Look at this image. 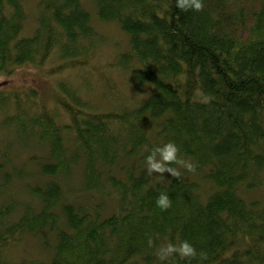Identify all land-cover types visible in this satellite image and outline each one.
Masks as SVG:
<instances>
[{
	"label": "trees",
	"instance_id": "1",
	"mask_svg": "<svg viewBox=\"0 0 264 264\" xmlns=\"http://www.w3.org/2000/svg\"><path fill=\"white\" fill-rule=\"evenodd\" d=\"M93 1L96 18L128 36L127 49L114 44L104 61V35L81 0H37L35 27L25 35L23 1L0 0V74L31 63L55 84L48 98L0 86V109H12L1 134L23 154L32 145L25 161L38 166L31 173L16 163L13 178L3 172L0 193L21 180L30 200L6 195L0 203V264H188L155 255L185 240L207 254L191 264H264V199L241 193L263 183L264 0H203L200 11H181L177 0ZM101 78L103 85L92 81ZM119 84L130 89L131 105L118 103ZM99 90L109 103L88 98ZM170 141L178 158L196 164L199 181L176 164L179 179L147 176L146 156ZM7 149L0 146L1 160L12 159ZM78 167L90 197L117 196L108 215L103 200L88 209L60 199L56 175ZM161 193L171 200L166 211L155 203ZM34 231L44 233L40 244L50 254L7 261L5 253Z\"/></svg>",
	"mask_w": 264,
	"mask_h": 264
},
{
	"label": "rangeland",
	"instance_id": "2",
	"mask_svg": "<svg viewBox=\"0 0 264 264\" xmlns=\"http://www.w3.org/2000/svg\"><path fill=\"white\" fill-rule=\"evenodd\" d=\"M23 1V5H24V11H25V18L22 22L23 25V30L22 33H24V31H26V33H30L34 27H35V18H36V14H37V0H22ZM82 2V6L89 11L92 20L94 22V24L100 29V31L103 33L104 35V44L101 46V54L99 55L100 61H104V60H108L111 58V56L113 54H115V52L117 51L115 49L114 44H116L118 46V48H120L121 50L127 49L128 47V41H127V35L125 33H123L120 28L118 27V25L115 22H104L101 20H98L96 17V6L93 0H81ZM91 66V65H90ZM3 74V73H2ZM78 75V74H77ZM82 75H84L83 73H81L80 78L82 77ZM5 77L3 80H0L2 82H0L1 84H4L5 86H9L11 88H35L38 90V92L43 95L45 98H48L54 90V76H49L44 72V69L38 65L35 64H31V63H24L21 64V66L16 67V69L8 75H0ZM85 78V77H84ZM87 78V77H86ZM121 79H119V83H121ZM119 87L123 88L125 90L124 92V98L118 100L121 105H131L133 103L132 99L129 98V95L131 94L130 89L127 88L125 86V84H123V86H121V84H119ZM145 91V90H143ZM143 94V93H142ZM89 99L95 101L98 103V105L101 104H105V103H109V99L107 97H104L102 95L101 90L96 91L94 93H92L91 96L88 97ZM135 98H139L138 96H136ZM47 100V104L48 106L51 108L53 106V100L51 99H46ZM65 117L60 118L61 122H65ZM1 130V129H0ZM2 134L5 133V131H0ZM9 137H11V135H9ZM33 148L32 145L26 146L23 148V150H29ZM38 152L37 153H41V151L39 149H37ZM27 152V153H28ZM31 152V151H30ZM36 152V151H34ZM16 153L15 147L13 145V151L11 152V154L9 155L12 159L10 160H1L0 159V183L3 182V172L6 171L8 169V173L10 176V178L14 177V171L13 168L14 166H16L17 164H22L27 158L28 155L25 152L22 155H17L14 156ZM13 155V156H12ZM191 159V158H190ZM27 170L30 171L32 173V171L37 172L38 170V166L33 165L31 163L27 164ZM178 169L180 170V168L178 167ZM81 168L78 167L77 170H75L73 173L70 171H62L59 172L60 174H57V181H59L60 183H62L63 188H62V194L60 195V199L64 200H72V201H81L84 205H88V209L91 208L92 203L94 202H98L100 200L102 201V208H101V214L102 216H105L106 214L108 215V213H110L113 209L112 207L114 206V208L116 207V200L115 197H113L112 195L110 196H104V198H101L100 196H98L97 194H95L94 196L90 197V192H85L81 190ZM196 173V174H195ZM195 173L193 172H189L187 174L190 175V179H196L197 181H199V174L201 172H199V169L195 170ZM198 173V174H197ZM202 174V173H201ZM168 173H164V176H161L160 174H156L153 173L150 176L151 180H159V181H167L169 176ZM33 179V178H32ZM30 179V180H32ZM29 180V181H30ZM262 180L263 183L261 186L253 189V190H243L241 193L242 195L246 198V199H264V173L262 174ZM21 180H18L17 183L15 180H13L8 186H6L5 188L2 189V192L0 193V199L3 198V200H0V203L2 202L5 205L4 200L6 198V195H8L10 198L14 200V196H16V199H18L17 196H19L20 198H24L26 201L30 200V196L27 192V186H24V184L22 182H20ZM25 181V180H22ZM26 182V181H25ZM204 183V182H203ZM208 183L206 182L204 184V188L203 191L205 192V190L208 188ZM202 191V193H203ZM14 195V196H13ZM107 195V194H106ZM24 205V204H23ZM9 206V205H7ZM6 206V207H7ZM21 205H17L16 207L14 206L12 211H14V209H18L20 208ZM59 209V207H58ZM11 212V211H10ZM38 231V230H37ZM44 231V230H43ZM46 232V231H45ZM25 236L24 239L21 241V243L16 245V258H31V259H36L37 257H40V255H49L50 253H46L45 250L41 247L40 244V239H43L45 237H43V232L42 233H36V231L34 232H25ZM49 240L52 241L53 236L47 235ZM19 251V253L17 254V252ZM49 252V251H48Z\"/></svg>",
	"mask_w": 264,
	"mask_h": 264
},
{
	"label": "clouds",
	"instance_id": "3",
	"mask_svg": "<svg viewBox=\"0 0 264 264\" xmlns=\"http://www.w3.org/2000/svg\"><path fill=\"white\" fill-rule=\"evenodd\" d=\"M176 6L181 11H187L189 9L200 11L203 8V0H177ZM4 78L0 76V80ZM178 152L179 148L171 141L152 149L150 154L145 158L147 174L151 176L153 173H156L164 176V173H168L171 177L179 179L181 171L176 167H171L173 164L179 165L180 168L185 169L187 172H195L196 164L191 160L178 158ZM155 203L162 211H166L171 207V200L165 193H161L156 198ZM155 255L161 262L167 261L174 256L179 257L180 260L188 261V264H191V261L197 257H199L200 261L207 259L206 253H197L194 246L186 240L178 244L168 243L160 247Z\"/></svg>",
	"mask_w": 264,
	"mask_h": 264
},
{
	"label": "bare ground",
	"instance_id": "4",
	"mask_svg": "<svg viewBox=\"0 0 264 264\" xmlns=\"http://www.w3.org/2000/svg\"><path fill=\"white\" fill-rule=\"evenodd\" d=\"M25 34H27L26 33V31H24V33H23V35H25ZM54 61V57L53 58H50V60H48L47 62H48V65L49 64H51L52 62ZM53 64V63H52ZM16 67V66H15ZM43 68V67H42ZM50 68H53V67H50ZM16 69V68H15ZM14 69V70H15ZM44 69V68H43ZM13 70V71H14ZM12 71V72H13ZM12 72H10V73H8V74H11ZM62 72H64V73H67L68 72V70H64V71H60L59 73H62ZM8 74H0V75H8ZM61 75H59L58 74V77L61 79L62 77H60ZM93 82H94V84L96 83V84H105L106 82H107V79L106 78H101V80H99V81H94V79L92 80ZM73 84L75 85L76 83H74L73 82ZM1 86V85H0ZM4 88L5 89H7V90H18V89H21V88H11V87H9V86H5L4 85ZM26 88H23V89H21V90H25ZM81 92H86V90L84 89V88H81ZM40 94V93H39ZM41 95V94H40ZM42 96V95H41ZM87 107H89V104L87 103V105L85 106V108H87ZM11 113H12V109L10 108V107H4L3 109H0V120H2V119H6V120H8L9 119V117H10V115H11ZM60 116L58 115V117H56V120L57 121H60ZM13 145H14V142H13V140H12V138L11 137H9V139H7V138H5V136H3L2 134H1V132H0V146H4V147H7L8 149L7 150H9L10 149V154H11V152L13 151ZM14 147H15V150H16V153H15V155L14 156H16V154L17 155H22L23 153L19 150V149H17L16 148V146L14 145ZM37 153V152H36ZM179 153H181V151H179ZM182 154V153H181ZM13 156V155H12ZM37 157L38 158H40V156H39V153L37 154ZM29 163H31V164H33V165H36V162H34V161H31V160H27V161H24L21 165H24L25 167H27L26 165L27 164H29ZM145 167H146V164H145ZM147 172V171H146ZM145 172V173H146ZM147 176H149L148 174H147ZM150 177V176H149ZM191 176H188V178H190ZM161 184H163V185H165L166 183L165 182H161ZM14 196V195H13ZM18 197V202L19 203H23V202H27L24 198H20L19 196H17ZM116 198H117V196L115 195V200H116ZM14 200H16V196H14ZM109 214V213H108ZM13 213L11 214V215H9V219H13ZM19 253V251L17 252V254ZM10 254V255H9ZM16 248L14 249V250H9L8 252H6L5 253V259L7 260V261H9V262H14L15 261V259H16ZM244 260V259H243Z\"/></svg>",
	"mask_w": 264,
	"mask_h": 264
}]
</instances>
